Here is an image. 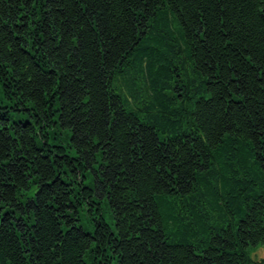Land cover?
<instances>
[{"label":"trees","instance_id":"16d2710c","mask_svg":"<svg viewBox=\"0 0 264 264\" xmlns=\"http://www.w3.org/2000/svg\"><path fill=\"white\" fill-rule=\"evenodd\" d=\"M0 264H264V0H0Z\"/></svg>","mask_w":264,"mask_h":264},{"label":"rangeland","instance_id":"374dc122","mask_svg":"<svg viewBox=\"0 0 264 264\" xmlns=\"http://www.w3.org/2000/svg\"><path fill=\"white\" fill-rule=\"evenodd\" d=\"M106 216H107V220H110V219H109V214H108V213H106ZM258 254H259L260 256H262V255H263V251L259 250V251H258Z\"/></svg>","mask_w":264,"mask_h":264}]
</instances>
